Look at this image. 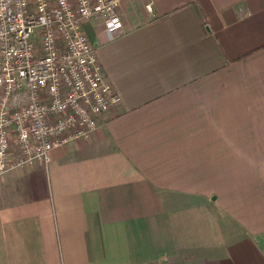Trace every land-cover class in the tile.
<instances>
[{"label": "crops", "instance_id": "obj_1", "mask_svg": "<svg viewBox=\"0 0 264 264\" xmlns=\"http://www.w3.org/2000/svg\"><path fill=\"white\" fill-rule=\"evenodd\" d=\"M119 13L82 23L117 102L0 176V264H264V0Z\"/></svg>", "mask_w": 264, "mask_h": 264}, {"label": "built area", "instance_id": "obj_2", "mask_svg": "<svg viewBox=\"0 0 264 264\" xmlns=\"http://www.w3.org/2000/svg\"><path fill=\"white\" fill-rule=\"evenodd\" d=\"M123 1L0 0V176L47 164L117 102L82 23L98 16L114 38Z\"/></svg>", "mask_w": 264, "mask_h": 264}]
</instances>
